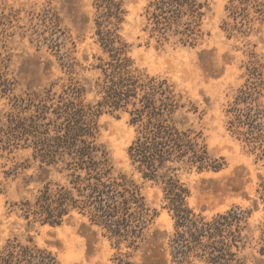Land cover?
I'll return each instance as SVG.
<instances>
[{
	"label": "rangeland",
	"instance_id": "obj_1",
	"mask_svg": "<svg viewBox=\"0 0 264 264\" xmlns=\"http://www.w3.org/2000/svg\"><path fill=\"white\" fill-rule=\"evenodd\" d=\"M99 1L0 0V137L16 99L29 104L32 94L46 89L60 95L70 78L86 89V105L97 104V67L107 60L96 35ZM121 1L126 15L118 34L129 45L135 68L175 85L184 97L182 128L201 134L211 156L226 164L218 173L179 174L190 192L188 206L208 218L234 207L251 210L249 226L255 229L264 220V141L249 144L231 133L228 111L239 92L253 85L263 87L259 102L264 105V0H197L205 14L194 47L177 39L160 45L152 37L146 10L153 0ZM129 121L128 114L103 113L97 143L107 151L114 176L131 179L151 209L153 220L137 250L117 247L77 213L56 227L25 220L15 204L34 202L49 182L67 181L23 148L0 153V248L8 240H31L58 264H170L164 251L174 220L162 186L131 166L128 149L136 129Z\"/></svg>",
	"mask_w": 264,
	"mask_h": 264
},
{
	"label": "trees",
	"instance_id": "obj_2",
	"mask_svg": "<svg viewBox=\"0 0 264 264\" xmlns=\"http://www.w3.org/2000/svg\"><path fill=\"white\" fill-rule=\"evenodd\" d=\"M123 6L121 0L97 4L96 35L107 60L97 67L100 99L95 106L85 104L86 89L72 78L60 95L46 89L32 94L29 104L16 99L0 137V153L32 150L35 160L64 174L67 184L49 182L34 202L15 206L28 222L55 227L77 213L117 247L126 244L137 250L153 220L151 209L131 179L114 176L107 151L97 143L99 116L124 113L136 129L128 149L131 166L162 186L165 208L174 220L164 251L170 264H264V220L251 229V210L234 207L208 218L188 206L190 192L179 174L218 173L226 164L211 156L201 134L182 128L184 97L175 85L135 68L129 45L118 34L125 21ZM204 7L197 0H153L146 10L152 37L160 45L177 39L183 46H196L202 38ZM259 87L263 89L253 85L241 90L228 111L229 130L249 144L264 141ZM28 242L8 240L0 248V264H58L52 253Z\"/></svg>",
	"mask_w": 264,
	"mask_h": 264
}]
</instances>
